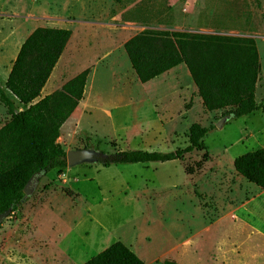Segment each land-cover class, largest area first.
Here are the masks:
<instances>
[{
	"label": "rangeland",
	"instance_id": "rangeland-1",
	"mask_svg": "<svg viewBox=\"0 0 264 264\" xmlns=\"http://www.w3.org/2000/svg\"><path fill=\"white\" fill-rule=\"evenodd\" d=\"M40 25H70L82 36L51 72L58 85L82 67L95 72L88 104L60 128L65 150L170 151L187 145L193 122L212 128L203 148L181 159L80 163L43 175L0 222V264H81L116 240L145 264H264V239L235 212L261 188L232 164L264 147V112L225 118L224 109L206 110L185 65L142 83L121 49L145 28L251 36L255 99L264 102V0H0V86L18 109L4 80ZM9 117L0 101V126Z\"/></svg>",
	"mask_w": 264,
	"mask_h": 264
},
{
	"label": "trees",
	"instance_id": "trees-1",
	"mask_svg": "<svg viewBox=\"0 0 264 264\" xmlns=\"http://www.w3.org/2000/svg\"><path fill=\"white\" fill-rule=\"evenodd\" d=\"M70 35L68 28L37 26L20 44L4 86L24 108L18 109L0 86V101L10 114L0 126V214L9 208L12 214L17 209L25 198L24 187L34 176L67 168L66 150L57 139L61 125L83 98L90 68L53 92L43 97L40 94ZM123 47L142 83L184 64L206 110L224 109L223 115L230 117L264 112V102L255 99L260 64L251 36L145 28L129 37ZM211 128L193 122L184 147L170 151L116 150L105 153L98 162L109 166L181 159L203 148V138ZM233 167L264 189V147L234 157ZM81 264L145 262L127 244L116 240ZM162 264L176 262L164 259Z\"/></svg>",
	"mask_w": 264,
	"mask_h": 264
},
{
	"label": "crops",
	"instance_id": "crops-1",
	"mask_svg": "<svg viewBox=\"0 0 264 264\" xmlns=\"http://www.w3.org/2000/svg\"><path fill=\"white\" fill-rule=\"evenodd\" d=\"M40 26H46V25H40ZM50 27H61V28H66V27L68 28L69 27L68 29L71 30V35H70V37H69V39L67 41V44H66V46H65L62 54L66 51V48L68 47L70 41L73 42V43H75V44H77V42L78 41H81V39H82V36L79 34V32H77V28H74V27H72L70 25H67V26H56L55 25V26H50ZM124 42H123V44H124ZM123 44L121 46L122 51L124 50ZM68 53L71 54V56H74L75 57L76 56V53H78L77 48H75L72 51L71 50L68 51ZM62 54H61V56H62ZM61 56L59 57L57 63L55 64V66H54V68L52 70L53 72H54V69H55L56 65L60 61ZM181 65H184V64H179V65H177V66H175V67L167 70L166 72H164L163 74L159 75L158 77H160L162 75H165L166 73H169L173 69H176L178 67L180 68ZM87 67H89V66H86L84 68L82 67L80 70L75 71V73H73L68 79H70L75 74H77L78 72H80L81 70H83V69H85ZM8 73H9V71H8ZM8 73L6 74L5 80H6L7 76H8ZM94 73H95L94 71L92 72L90 70V72H89V74L87 76L86 83H85L84 92H83V98L79 101L78 105L76 106V108L74 109V111L72 112V114H74V112H76L78 109H83L88 104V102L85 101V96H86L85 91L87 90L86 88L88 87V85H89V87L91 85V88H93V85H92L93 84V79L92 78H93ZM52 74L50 75L49 79H47L45 85L43 86V88L41 90L40 97H43L44 95L49 94V93L53 92L54 90L60 88L61 85L64 83L63 82L61 85H58L57 82H56V80H55V78L52 77ZM158 77H155L154 79H157ZM154 79H151V80H149V81H147L145 83H148L150 81H153ZM5 80H4V83H5ZM48 81H50V84H49L48 88L45 90L46 84L49 83ZM191 81H192V79H191ZM192 83H193V81H192ZM193 85H194V83H193ZM193 87L196 88L195 85ZM72 114L70 116H72ZM70 116H69V118H70ZM65 122L61 125V127L65 124ZM232 164H233V161H232ZM239 176L242 177L241 175H239ZM40 178H39V180H40ZM262 194L264 195V189H261L260 190V193H257V195L251 197V199H248V200H245V201L239 203L240 205H239V207H237L235 209V212L238 213L239 220L240 219L243 220L245 222V224H247L251 228L252 231L258 233V235H260L261 238L264 239V198L261 197V196H263ZM257 222H259L262 225V228L258 226L257 229H255V227H254L255 225L254 224L257 225Z\"/></svg>",
	"mask_w": 264,
	"mask_h": 264
},
{
	"label": "water",
	"instance_id": "water-1",
	"mask_svg": "<svg viewBox=\"0 0 264 264\" xmlns=\"http://www.w3.org/2000/svg\"><path fill=\"white\" fill-rule=\"evenodd\" d=\"M225 118H229V115H225ZM224 118V119H225ZM105 157V153L92 148H79L66 150L67 167H71L80 163H94ZM44 174L34 176L29 183L24 187V194L29 195L33 192L39 178ZM11 209L0 214V222L9 214Z\"/></svg>",
	"mask_w": 264,
	"mask_h": 264
}]
</instances>
